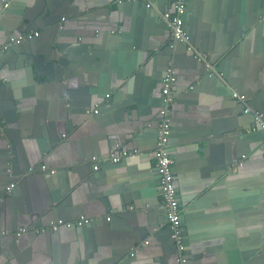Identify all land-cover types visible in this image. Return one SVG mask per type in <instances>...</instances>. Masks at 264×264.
Wrapping results in <instances>:
<instances>
[{
	"label": "crops",
	"instance_id": "1",
	"mask_svg": "<svg viewBox=\"0 0 264 264\" xmlns=\"http://www.w3.org/2000/svg\"><path fill=\"white\" fill-rule=\"evenodd\" d=\"M67 1L58 14L67 32L60 52L44 25L23 43L33 46L30 56L14 49L0 55V146L12 129L22 166L7 162L4 172L17 180L9 192L0 185V264H175L152 157L170 63L169 152L177 158L188 264H264V159L255 147L264 129H252L253 138L243 130L255 111L264 116V0H187V43L171 46L165 0L149 10L126 0ZM36 5L40 0H0V44L29 32L17 26ZM244 24L250 28L239 29ZM188 47L214 57L211 76ZM116 147L138 153L112 162ZM240 151L247 154L234 160ZM239 161L241 170L229 171ZM52 200L58 218L92 221L36 232L52 217ZM127 206L136 211L121 210ZM144 226L154 230L140 231Z\"/></svg>",
	"mask_w": 264,
	"mask_h": 264
},
{
	"label": "built area",
	"instance_id": "2",
	"mask_svg": "<svg viewBox=\"0 0 264 264\" xmlns=\"http://www.w3.org/2000/svg\"><path fill=\"white\" fill-rule=\"evenodd\" d=\"M145 3L146 7H150L154 2L158 0H141ZM171 5L170 10H165L162 13V17L167 23L168 29L170 30L171 40L173 45L175 42L187 43L188 36L184 28L183 14L185 13L186 2L187 0H165ZM39 33L36 31L23 32L16 36L10 37L6 42L0 44V53L8 50L12 45L21 43L31 39L34 36H37ZM190 49V47H188ZM176 82V74L172 63L168 65L166 71L161 79V93H162V102L163 105L159 108V121L157 124V136L154 148V167L157 173L160 196L162 206L165 210V216L168 224L171 228V236L175 243L176 255H175V264H188V257L185 253L186 244L184 242L183 227L181 224V211L180 203L178 199L177 189L174 183L173 178V165L174 158L169 152V139L172 130L171 126V106L174 101L172 88ZM232 97L238 100H243L245 96L243 94H238L237 92L232 93ZM250 110L249 107L244 109L245 112ZM98 109L93 110L86 109V113L97 112ZM254 122L257 123L261 129H264V120H262V113L259 111L254 112ZM253 130L256 128L253 127ZM264 148V145H263ZM138 150H129L122 147H116L110 153V160L112 162H118L122 158L129 155L137 154ZM95 159V157H93ZM242 162L232 163L228 169L232 171L238 165H241ZM97 162L94 165V169H97ZM41 170H47L45 165L41 166ZM50 173H54V169H49ZM14 186V183H10L7 186V191ZM130 208H132L130 206ZM109 220V217H107ZM91 218L80 217L76 221H66L61 218L52 219L48 221L44 226L36 228V232L42 233L46 230H57L61 226H66L67 228L73 225H81L83 223H89ZM24 228H20L16 235H20Z\"/></svg>",
	"mask_w": 264,
	"mask_h": 264
},
{
	"label": "water",
	"instance_id": "3",
	"mask_svg": "<svg viewBox=\"0 0 264 264\" xmlns=\"http://www.w3.org/2000/svg\"><path fill=\"white\" fill-rule=\"evenodd\" d=\"M125 1V0H124ZM126 1H129L131 3H134V2H137V3H140L143 5V7L147 10L151 9V7H153V4L150 6V7H146L145 3L141 0H126ZM67 0H40V5H36V8L35 10H28L24 13L23 15V19H22V22L23 23H20L21 27H18L17 26V32H22V31H30V30H33V29H37V28H40L41 26H44V25H47L49 30H50V33H51V37H50V41L52 40L53 43V48L56 46V51L57 53L60 52L59 50V47L63 41V36L64 35H67V32L64 30L65 26L61 23V21H59L58 17L60 18V12L64 10L65 6L67 5ZM37 4V3H36ZM120 4V2H118V5ZM68 6V5H67ZM33 11V14H30L31 12ZM58 19V20H57ZM18 23V22H17ZM260 23H263V21H260ZM51 24V25H49ZM165 25L167 26V23H165ZM112 28L114 27L115 29H111V30H115L116 34L120 35L122 34L123 35V28L121 27V30L119 29V27H117V24L116 25H111ZM240 28H243V29H249L250 27H248V25H245L244 26H240L239 25V29ZM102 31V30H101ZM70 35H71V32H69ZM103 33V31H102ZM20 34V33H19ZM41 34V33H40ZM18 35V34H16ZM38 39V38H37ZM29 41V40H28ZM57 41V42H56ZM23 43H25V41H22L21 43H18V44H14L12 45L8 50H6L5 52L3 53H0V55H3V54H6L7 51L9 50H12L14 49L15 51H21L22 53H24V55L28 54V52L32 51V47L33 46H30V48L26 49L24 48L23 46ZM172 43V42H171ZM175 43H179V42H175ZM20 47L19 50L16 49L17 46ZM31 45H32V42H31ZM174 45V44H173ZM171 46V45H170ZM190 55L197 61V62H201V65L202 67H205V63L207 62L209 64V69L208 71L206 72L209 76H211V72L215 71L216 68L213 66V63L215 62L214 61V57L212 55L209 56L208 59H205L202 57V55H199L197 53H193V51L190 49H188ZM27 56H30L29 54ZM199 58V59H198ZM171 60V59H170ZM51 70V69H50ZM50 74V72H47V74ZM56 73V71H55ZM54 75V73H53ZM164 75V74H163ZM223 79V78H222ZM162 84V83H161ZM160 98L162 99V93L160 92ZM243 112L244 113H249V114H252L253 111L252 110H249L248 112H245L244 111V108H243ZM172 116H173V112H171V120H172ZM253 121L251 123V125H248L246 127L243 128L244 131V135H246V138H253L255 137L254 135H256L258 131V133H262V129L260 128V126L254 122V118H252ZM262 120H264V116L262 117ZM159 121V114H158V119H157V122L156 124L158 123ZM156 126V135H157V125ZM255 127L257 131H253L252 128ZM13 130L12 129H8V130H4V132L6 133V140H5V146H0V185H8L9 181H13V180H17V179H14V178H10L7 176V174L4 172V170L6 171L8 168H9V165H7V162L11 161L12 160V165L15 167V166H20V168H22L21 164H17V161L20 160V157H19V153L17 151V137L14 136V132H12ZM15 131V130H14ZM251 132V133H250ZM250 133V134H249ZM255 133V134H254ZM171 136V134H170ZM19 137V136H18ZM171 138V137H170ZM257 139H254V141H256ZM170 141V140H169ZM263 145H264V141H263V135L261 137V139L258 141V143L255 145V147L257 146L258 148V152L259 154H261L262 158L264 159V148H263ZM9 146V147H8ZM253 147V148H255ZM15 152L17 153V156L16 158L12 157L13 154L15 155ZM10 153V154H9ZM25 153L27 154V152L25 151ZM40 154V151L38 150L36 152V157L38 158ZM247 154L246 151H240L238 153V157L234 160H237L238 158H240L242 155L245 156ZM154 153L152 154V157H153ZM174 162H177V158L174 157ZM232 162V161H230ZM229 162V164H230ZM29 164V162H28ZM243 163L241 165H238L236 168H235V171H239L241 170V167H243ZM228 164L225 166V168H227ZM47 168V167H46ZM41 169V168H40ZM48 169V168H47ZM234 171V173H235ZM19 172V171H18ZM173 174H174V170H173ZM233 174V173H232ZM227 175L228 178H231V177H234L233 175ZM5 192H7V187H5ZM13 193V192H12ZM11 193V194H12ZM1 196V194H0ZM51 199H52V196H51ZM54 202L56 201H51L49 202L47 209H46V213H51L52 217L50 219H48L46 221V223L51 220V219H57L59 216H60V212L57 210V206L59 208L60 205H54ZM132 208H130V206H127L125 207V210L124 208L121 210L122 211H129V212H135L136 209L134 206H131ZM61 214L62 213V210H61ZM107 217H109V220H107ZM112 217L111 216H106L105 217V221H110ZM92 221V220H91ZM90 221V222H91ZM183 225V224H182ZM72 227V226H71ZM166 230H168L171 234V228H170V225L167 224V226L165 227ZM78 229V228H77ZM154 230V229H152ZM151 230V231H152ZM140 231H147L149 233V227L147 226H144V228H140ZM150 231V232H151ZM34 233V232H33ZM183 234L185 235V230L183 229ZM172 237V236H171ZM173 240V238H172ZM175 244V243H174ZM136 249H134V251H132V253H130V256H134L136 253Z\"/></svg>",
	"mask_w": 264,
	"mask_h": 264
}]
</instances>
